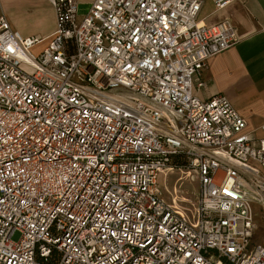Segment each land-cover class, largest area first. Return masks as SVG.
<instances>
[{"label": "built area", "instance_id": "1", "mask_svg": "<svg viewBox=\"0 0 264 264\" xmlns=\"http://www.w3.org/2000/svg\"><path fill=\"white\" fill-rule=\"evenodd\" d=\"M48 1V37L0 15V264H264V134L197 93L233 21L203 23V0ZM173 170L196 175V222L163 198Z\"/></svg>", "mask_w": 264, "mask_h": 264}, {"label": "crops", "instance_id": "2", "mask_svg": "<svg viewBox=\"0 0 264 264\" xmlns=\"http://www.w3.org/2000/svg\"><path fill=\"white\" fill-rule=\"evenodd\" d=\"M92 2L80 0L79 9L81 4L89 9ZM0 15H5L24 36L48 37L56 29L55 11L48 0H0ZM224 19L233 21L240 40L209 60L208 68L199 77L204 85L197 93L204 99L215 94L228 97L247 119L246 130L261 137L264 134V0H230L220 9L215 0H203L200 11L203 23L213 25ZM179 173L176 179L184 177L181 170ZM191 176L194 180L187 186L196 190V175ZM192 194L195 201V192ZM260 241L264 243V237Z\"/></svg>", "mask_w": 264, "mask_h": 264}, {"label": "rangeland", "instance_id": "3", "mask_svg": "<svg viewBox=\"0 0 264 264\" xmlns=\"http://www.w3.org/2000/svg\"><path fill=\"white\" fill-rule=\"evenodd\" d=\"M80 14H84L88 11V5L81 4L80 5ZM23 68L29 72H33V69L23 65ZM174 175L170 174V178L163 176L159 179V185L162 188L163 198L169 203L175 205L181 210V213L190 221H197V206L194 201L193 192H195L194 186L188 187L194 178L192 176L189 177V173L182 171L184 177L177 176L180 175V170H173L171 172H175ZM169 178V179H168ZM182 178V179H181ZM188 185V186H187ZM189 193V194H187ZM188 196L186 198L185 196ZM256 240L257 242H261V238L264 237V214L262 213L260 207H256ZM196 224V223H194ZM20 236L19 233L14 235V239H18Z\"/></svg>", "mask_w": 264, "mask_h": 264}]
</instances>
